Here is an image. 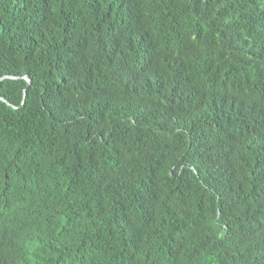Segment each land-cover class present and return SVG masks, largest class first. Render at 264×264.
Instances as JSON below:
<instances>
[{
    "label": "trees",
    "instance_id": "trees-1",
    "mask_svg": "<svg viewBox=\"0 0 264 264\" xmlns=\"http://www.w3.org/2000/svg\"><path fill=\"white\" fill-rule=\"evenodd\" d=\"M4 76L0 264H264V0H0Z\"/></svg>",
    "mask_w": 264,
    "mask_h": 264
},
{
    "label": "water",
    "instance_id": "water-1",
    "mask_svg": "<svg viewBox=\"0 0 264 264\" xmlns=\"http://www.w3.org/2000/svg\"><path fill=\"white\" fill-rule=\"evenodd\" d=\"M8 78H16L15 76H4L2 78H0V80L2 79H8ZM28 84L30 85V80L28 78H26ZM1 100L5 101L3 98H0ZM7 104H9L7 101H5Z\"/></svg>",
    "mask_w": 264,
    "mask_h": 264
}]
</instances>
